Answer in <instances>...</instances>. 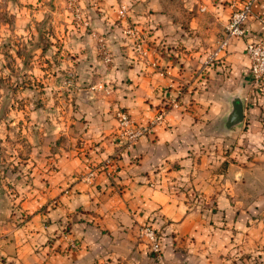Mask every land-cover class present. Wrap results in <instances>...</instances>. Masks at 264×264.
Wrapping results in <instances>:
<instances>
[{"label": "crops", "instance_id": "obj_1", "mask_svg": "<svg viewBox=\"0 0 264 264\" xmlns=\"http://www.w3.org/2000/svg\"><path fill=\"white\" fill-rule=\"evenodd\" d=\"M98 1L106 15L119 11L110 21L101 16L93 24L120 48L122 61L112 75L119 85L114 94L118 99L94 105L88 132L94 135L98 129L115 134L81 137V145L77 137H69L65 147L56 143L52 150L39 142L34 171L41 187L39 198L25 201L30 216L21 225L7 223L0 230L1 264H252L254 251L261 248L264 253V225L253 223L258 215L246 192L258 185L252 178L254 170L231 162L224 170L222 163L217 171L209 169L207 156L199 159L197 150L206 137L204 118L228 110L217 94L243 88L249 100L253 93L245 48L247 42L264 39V0L253 1L245 36L231 38L219 59L201 72L224 37L233 11L247 0H121L128 16L124 7L113 6L117 0ZM207 16L211 22L203 21ZM131 17L154 29L146 44L151 65L130 53L124 27ZM191 33L199 36L194 39ZM177 37L185 44L179 45ZM191 41H196L192 51ZM209 45L214 46L210 53ZM187 87V92L182 91ZM188 91L204 105H191ZM208 94L213 98L208 99ZM164 98H178L180 107L173 108L154 133L123 148L113 109L124 108L145 126ZM258 104L248 107L246 102L251 137L263 136L259 114L264 97ZM204 109L209 114L202 116ZM87 145L94 148L85 150ZM108 160L113 164H106ZM93 169L94 176L86 177ZM165 174L173 182L189 181L205 192L208 205L192 210L183 197L171 192ZM156 175L162 176L161 183ZM155 217L168 223L159 263L140 231L142 224Z\"/></svg>", "mask_w": 264, "mask_h": 264}, {"label": "rangeland", "instance_id": "obj_2", "mask_svg": "<svg viewBox=\"0 0 264 264\" xmlns=\"http://www.w3.org/2000/svg\"><path fill=\"white\" fill-rule=\"evenodd\" d=\"M114 5L120 9L124 7L127 13V6L121 0H117ZM100 7L98 0H0V230L7 223L13 227L21 225L30 216L24 207L25 201L39 198L38 190L41 187L36 183L37 175L34 173L39 162V142H45L52 150L56 143L65 147L69 137H77L81 145V137H111L115 134L114 131L109 133L98 129L93 132L94 135L88 132L93 122V112H96L94 105L104 100L118 99L114 94L119 85H116L112 75L122 61L119 59L120 48L109 41L107 32L95 27L96 22L93 24L94 18L101 16L105 22L110 21V16H114L116 10L113 15H106V12L99 10ZM134 20L131 17L124 27L130 53L151 65L146 44H149V36L154 29L148 25L144 27ZM211 20L209 16L203 19L206 23ZM138 35L146 38L142 47L147 50V55L138 48ZM190 36L195 39L199 35L191 33ZM177 38L179 42L175 41L179 45L185 44L182 37ZM196 41L190 42L193 43L191 51L196 48ZM213 47L207 46L211 48L209 53ZM160 49L166 50L164 47ZM208 59L200 72L204 67L212 66ZM187 90L188 87L182 91ZM243 90L237 89L236 92L240 91L245 97ZM236 92L217 94L218 99L227 104L228 110L220 116L210 114L211 117L204 118L207 121L204 126L206 137L200 141L197 154L199 159L202 154L206 155L209 169L215 171L221 165L224 170L226 163L230 162L254 170L252 178L258 185L254 184L252 188L248 186L250 189L245 191L255 203L253 212L258 215V220L253 223L262 222L264 225V109L259 114L262 137L248 136L249 125L246 120L236 130L227 129L225 119L231 107L230 97ZM188 96L191 105L194 102L204 105L201 101L197 102V95L193 96L190 91ZM207 96L208 99L213 98L212 94ZM253 100L254 93L246 100L248 107H254ZM175 103L178 105L175 106ZM180 104L178 98L162 99L154 116L145 126H141L140 120L124 108L113 109V117L118 122L117 137L122 140L123 148H130L140 137L154 133L156 127L164 124L168 113L173 108H179ZM162 111L165 112L163 120L156 121ZM119 112L127 113L132 129L148 127V130L133 143L128 142L125 129L120 125ZM205 113L209 114V109L206 112L204 109L202 116ZM91 148L94 147L85 146V150ZM77 151L83 152L79 149ZM113 156L117 158L116 154ZM111 163L109 160L106 162ZM166 170L164 168L162 171ZM93 171L89 170L86 177H93ZM165 175L171 192L183 197L192 210H203L208 205L209 199L205 192L197 190L189 181L187 184L184 181L173 182L168 174ZM155 178L159 183L163 180L161 175ZM167 224L165 219L161 221L158 217L149 219L140 228L142 238V229L146 226L155 228L161 237L167 236ZM261 250L259 248L252 254V264L264 263ZM3 262L4 257L0 255V264Z\"/></svg>", "mask_w": 264, "mask_h": 264}, {"label": "built area", "instance_id": "obj_3", "mask_svg": "<svg viewBox=\"0 0 264 264\" xmlns=\"http://www.w3.org/2000/svg\"><path fill=\"white\" fill-rule=\"evenodd\" d=\"M254 0H247L242 4V6L237 7L228 21L225 28V35L219 42L216 49L209 56L208 62H213L219 59V55L223 52L229 45L230 39L233 37H244L246 24L249 21L250 17L253 14V5ZM138 48L145 55H147V50L142 47L146 41L144 35H138ZM246 54L251 61L250 75L251 82L253 86V93L255 91H264V39L258 41H252L246 43ZM175 106L178 104L175 103ZM165 112L162 111L157 117L156 121L161 122L164 118ZM120 125L125 129V134L127 135V141L133 143L145 131L148 130V127H139L132 129L131 119L127 113L119 112ZM94 173H91L93 176ZM142 235L147 240V243L150 247V250L153 254V257L156 261H161L163 259V241L162 237L158 234L155 228L151 226H146L142 229Z\"/></svg>", "mask_w": 264, "mask_h": 264}, {"label": "water", "instance_id": "obj_4", "mask_svg": "<svg viewBox=\"0 0 264 264\" xmlns=\"http://www.w3.org/2000/svg\"><path fill=\"white\" fill-rule=\"evenodd\" d=\"M230 105V110L225 119V126L229 130H236L244 123L246 116V99L240 91L231 95Z\"/></svg>", "mask_w": 264, "mask_h": 264}, {"label": "trees", "instance_id": "obj_5", "mask_svg": "<svg viewBox=\"0 0 264 264\" xmlns=\"http://www.w3.org/2000/svg\"><path fill=\"white\" fill-rule=\"evenodd\" d=\"M263 97H264V91H255L253 103L255 104L256 101H260V99H262Z\"/></svg>", "mask_w": 264, "mask_h": 264}]
</instances>
